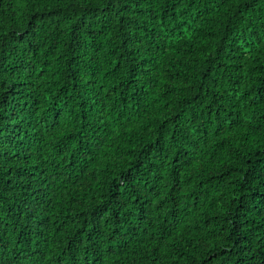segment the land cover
I'll use <instances>...</instances> for the list:
<instances>
[{"label": "trees", "instance_id": "16d2710c", "mask_svg": "<svg viewBox=\"0 0 264 264\" xmlns=\"http://www.w3.org/2000/svg\"><path fill=\"white\" fill-rule=\"evenodd\" d=\"M0 264H264V0H0Z\"/></svg>", "mask_w": 264, "mask_h": 264}]
</instances>
